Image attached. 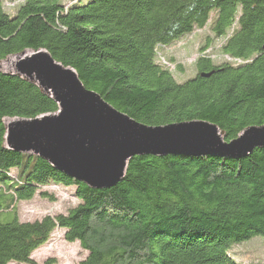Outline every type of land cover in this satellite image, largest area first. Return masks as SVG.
I'll list each match as a JSON object with an SVG mask.
<instances>
[{"label":"trees","instance_id":"obj_1","mask_svg":"<svg viewBox=\"0 0 264 264\" xmlns=\"http://www.w3.org/2000/svg\"><path fill=\"white\" fill-rule=\"evenodd\" d=\"M66 2L13 0L10 14L0 0V61L45 50L148 126L205 121L230 141L264 125V0ZM206 27L211 36L198 47L195 75L177 82L158 49ZM214 40L220 61L203 55ZM57 110L37 85L0 71V215H13L0 221V264H38L31 254L55 229L87 253L77 264H240L229 247L264 239V146L240 159L135 156L120 182L95 189L4 145L5 118ZM49 185L75 186L78 204L20 221L16 203L39 193L52 199L40 191Z\"/></svg>","mask_w":264,"mask_h":264},{"label":"water","instance_id":"obj_2","mask_svg":"<svg viewBox=\"0 0 264 264\" xmlns=\"http://www.w3.org/2000/svg\"><path fill=\"white\" fill-rule=\"evenodd\" d=\"M10 57L12 71L6 73L37 85L58 110L29 119L6 118L5 147L37 156L90 188L115 186L133 156L244 158L264 146V125L247 127L230 141L205 121L148 126L87 89L73 69L45 50Z\"/></svg>","mask_w":264,"mask_h":264},{"label":"rangeland","instance_id":"obj_3","mask_svg":"<svg viewBox=\"0 0 264 264\" xmlns=\"http://www.w3.org/2000/svg\"><path fill=\"white\" fill-rule=\"evenodd\" d=\"M11 1L13 0H4L3 3L5 11H8L10 14L14 12V7L8 6ZM59 1L64 3L65 0ZM66 1L68 3L70 0ZM208 35L211 36L208 27L195 29L191 34L180 38L166 47L158 49V53L161 56L157 57L158 60L163 64H170L169 69L177 82H183L195 75L194 60L199 54L198 47L204 44V38ZM218 43L219 40H214L212 47L206 49L203 55H209L215 61H220ZM13 60V57H8L0 61V71H12L11 62ZM177 64L181 66V70L177 68ZM5 120L7 119L5 118L4 122ZM234 159L240 158L234 157ZM15 172L16 169H12L11 175ZM52 185L47 186L44 190H40L52 194V199L44 197L39 193L30 200L16 203L15 211L20 221L38 220L48 214H66L68 209L78 204L79 201L74 196L75 186L58 185L59 187H55ZM12 218V213L3 212L0 215V221L2 222L10 221ZM229 249H231L230 253L236 256V260L240 264H264V239L260 236L232 245ZM86 254L78 242H68L65 240L62 229H55L48 241L32 252L31 258L38 264H46L49 260L53 261L50 264H77Z\"/></svg>","mask_w":264,"mask_h":264}]
</instances>
